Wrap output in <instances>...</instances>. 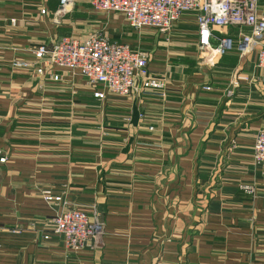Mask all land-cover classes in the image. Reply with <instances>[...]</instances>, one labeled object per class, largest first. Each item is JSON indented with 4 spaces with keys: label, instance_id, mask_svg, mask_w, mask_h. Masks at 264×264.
I'll list each match as a JSON object with an SVG mask.
<instances>
[{
    "label": "crops",
    "instance_id": "obj_1",
    "mask_svg": "<svg viewBox=\"0 0 264 264\" xmlns=\"http://www.w3.org/2000/svg\"><path fill=\"white\" fill-rule=\"evenodd\" d=\"M58 2L0 0V264H264V161L252 159L264 69L255 52L239 58L237 27L225 28L234 47L203 64L193 13H184L169 33L157 31L156 49L144 47L149 70L167 79L165 97L98 98L102 85L66 69L54 67L53 80L10 66L68 35L52 19ZM236 73L247 79L233 86ZM43 189L61 201H46ZM65 207L98 213L99 250L43 238Z\"/></svg>",
    "mask_w": 264,
    "mask_h": 264
},
{
    "label": "built area",
    "instance_id": "obj_2",
    "mask_svg": "<svg viewBox=\"0 0 264 264\" xmlns=\"http://www.w3.org/2000/svg\"><path fill=\"white\" fill-rule=\"evenodd\" d=\"M76 0H59L56 16L69 12ZM92 8L102 12L122 13L134 29L149 27L167 34L184 13H193L197 26L196 47L200 52L199 61L209 64L211 54L221 56L234 47L233 39L225 28L237 27L236 50L241 60L255 52L256 63L264 69V15L258 13V0H88ZM41 12H44L42 9ZM30 57H14L10 66L14 69L30 70L57 80L54 67L79 75L87 84H100L103 90H95V97L107 93L131 96L154 94L161 98L166 95L167 79L148 68L150 54L147 50L136 49L125 42L112 39L104 32H92L85 37L60 36L52 41L37 43L28 49ZM215 60L210 63L213 64ZM245 76L236 73L232 85L238 84ZM204 89L209 86L204 85ZM143 117V114H140ZM252 159L264 161V129L255 134ZM6 155L0 150V164ZM251 192L250 187H244ZM42 197L51 203L61 201L50 189H43ZM51 228L43 234L63 237L67 249L80 252L85 249L99 250L102 246L104 223L96 211L88 215L75 207H65L50 220ZM17 232V229H13ZM151 264H167L156 256Z\"/></svg>",
    "mask_w": 264,
    "mask_h": 264
},
{
    "label": "rangeland",
    "instance_id": "obj_3",
    "mask_svg": "<svg viewBox=\"0 0 264 264\" xmlns=\"http://www.w3.org/2000/svg\"><path fill=\"white\" fill-rule=\"evenodd\" d=\"M58 4H59V2H58ZM82 5L84 7L79 8L78 3L76 2L74 7L72 6L73 9L71 8V10H70L71 12L69 11V14H68V12L65 14L67 21L64 22V24L61 22V20L65 15L61 16L62 18L56 16L55 13H56V10L58 7L53 11V13H52L53 21L56 24H58L59 26L63 25L65 27V29L68 30V31L67 30L65 31V33L66 34L68 33V35H62V36L85 37L92 32H104V33L107 32L109 34L123 38L122 40L127 41L128 42L127 44H129V42H130L131 45L130 44L129 45L131 47L133 45L136 47V49L148 48L150 50H152L154 48L156 49L158 42L160 40H163V39L157 38L158 33L155 29H152L149 27H144L141 29L132 28L127 23L124 15L122 13L114 12V11H109V12L98 11V12H95L93 10V8L91 9L92 6L90 7V5L87 4L86 2L82 3ZM42 9L44 10V12H41ZM45 11H46L45 7L40 9V13H45ZM192 19H193V16H192ZM59 23H61V24H59ZM133 30L139 36H138V38H136V40L131 41L128 39V37H129L128 32H131ZM145 31H149V32L146 34ZM71 32H74V34ZM184 33H186L185 37L188 36L187 32H184ZM142 36H148L150 39H144V38H142ZM144 40H147V42H149V44H147V45L142 44V41H144ZM190 40L191 39H188L187 41H190ZM138 46L141 48H139ZM148 53L150 54L149 51H148ZM197 55L198 56L200 55V52L198 51V49H197ZM212 62L213 61L211 59V62L209 61V64Z\"/></svg>",
    "mask_w": 264,
    "mask_h": 264
},
{
    "label": "bare ground",
    "instance_id": "obj_4",
    "mask_svg": "<svg viewBox=\"0 0 264 264\" xmlns=\"http://www.w3.org/2000/svg\"><path fill=\"white\" fill-rule=\"evenodd\" d=\"M216 58H217V56H216V54H211L210 55V57H209V59L211 60L212 59V61H214V60H216Z\"/></svg>",
    "mask_w": 264,
    "mask_h": 264
}]
</instances>
